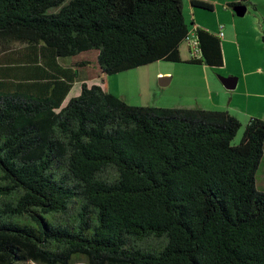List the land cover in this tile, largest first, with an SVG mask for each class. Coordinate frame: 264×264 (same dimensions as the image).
Masks as SVG:
<instances>
[{"label": "trees", "instance_id": "1", "mask_svg": "<svg viewBox=\"0 0 264 264\" xmlns=\"http://www.w3.org/2000/svg\"><path fill=\"white\" fill-rule=\"evenodd\" d=\"M190 28L182 0H0V264H264V121L233 144L224 110L132 105L53 70L92 50L104 75L180 62ZM194 32L187 62L222 65L220 38Z\"/></svg>", "mask_w": 264, "mask_h": 264}, {"label": "crops", "instance_id": "2", "mask_svg": "<svg viewBox=\"0 0 264 264\" xmlns=\"http://www.w3.org/2000/svg\"><path fill=\"white\" fill-rule=\"evenodd\" d=\"M182 1L184 18L185 11L189 15L190 30L202 28L214 35L218 31H222L223 35L220 37L222 65L216 67L188 63L187 60L190 56L185 42L186 53H182L180 48L181 61L174 62L177 63V66L170 67L167 64H159L170 68L157 71V75H161L157 80L161 88L160 95L156 96L155 101L141 106L224 110L237 118L242 126H245L252 118L264 121V40L262 38L264 35V0L245 1L251 6V25H240L239 27L238 24L243 20L238 21L234 16L236 13L232 12L233 9L229 6L230 2L236 0H202L212 4V13L203 12L201 8L193 7L190 3L191 0ZM219 9L227 14L222 16ZM11 48H19L11 55L17 59L24 55L32 56L33 53L30 50L23 48L50 47L40 42L36 45L16 43ZM65 58L67 57L56 58L58 67L53 66L54 71L62 73L63 70L69 68L73 72L79 73L81 78L92 75L91 78L85 79L86 83L99 84L103 90L114 94L109 91L108 85L104 87L99 82L103 74L99 71L96 59L84 57L67 61ZM83 61L87 63L83 65ZM3 64L5 61L0 58V67ZM51 70L50 72L54 73ZM61 78L63 77L61 76ZM80 81L76 79L73 82L65 101L77 93L76 91L73 93L71 90L75 86L74 84H80ZM260 163L263 165L257 184L264 189V153Z\"/></svg>", "mask_w": 264, "mask_h": 264}, {"label": "rangeland", "instance_id": "3", "mask_svg": "<svg viewBox=\"0 0 264 264\" xmlns=\"http://www.w3.org/2000/svg\"><path fill=\"white\" fill-rule=\"evenodd\" d=\"M243 6L247 7V12L242 15H234L235 18L239 20H243L242 23L238 24V27L240 25H251V6L250 3L243 2ZM230 6V5H229ZM234 11V7L231 6ZM200 9V8H199ZM202 9V8H201ZM203 12L212 13L211 10L202 9ZM220 14L223 16L227 13H223L222 9H219ZM189 15L185 11V20L188 24L189 23ZM181 48L182 53H186L185 50V41H182L179 45V49ZM95 51H89V52H83L73 57H67L65 58L67 61L77 60L80 58L88 57L90 59H95ZM159 64H167L170 67L171 66H177V63H174L173 61H167V60H157L150 63H146L143 65H139L134 68H130L127 70H123L111 75H102L99 82L102 86H107L109 91L113 92L115 95L119 96V98H122L127 103L132 105H144L147 103H151V101H155V98L157 95H160L161 88L158 85V78L161 76L157 75V71H161L164 69H170L166 66H160ZM94 69V67H92ZM161 69V70H160ZM109 76V77H108ZM104 78V79H103ZM177 78V77H176ZM103 79V80H102ZM75 86L71 90L73 93L76 91L78 92L80 89V84L77 83L74 84ZM105 91V90H104ZM64 102H66L64 100ZM244 126H240L238 131L236 132L232 143L238 144L241 140L242 134H243ZM263 163H260L257 171H256V182L259 180V176L261 173ZM74 216V211H69L68 218L71 219ZM157 241L153 239H149L148 242L145 243V245H153L154 247L157 246ZM20 264H32L29 262H24ZM74 264H88V262L85 259L77 258L74 262Z\"/></svg>", "mask_w": 264, "mask_h": 264}, {"label": "built area", "instance_id": "4", "mask_svg": "<svg viewBox=\"0 0 264 264\" xmlns=\"http://www.w3.org/2000/svg\"><path fill=\"white\" fill-rule=\"evenodd\" d=\"M195 29L196 28L189 31L188 35L185 38V42H186L188 50H189V56L198 58L201 55V50H200L198 39H197L195 32H194ZM215 35L220 38V37H222L223 33L220 30Z\"/></svg>", "mask_w": 264, "mask_h": 264}, {"label": "water", "instance_id": "5", "mask_svg": "<svg viewBox=\"0 0 264 264\" xmlns=\"http://www.w3.org/2000/svg\"><path fill=\"white\" fill-rule=\"evenodd\" d=\"M245 9H246V6H237V7H234V11H235V13L237 14V15H239V16H242V15H244V13H245ZM162 84H164V83H162Z\"/></svg>", "mask_w": 264, "mask_h": 264}]
</instances>
